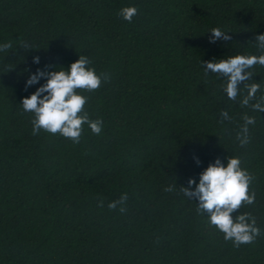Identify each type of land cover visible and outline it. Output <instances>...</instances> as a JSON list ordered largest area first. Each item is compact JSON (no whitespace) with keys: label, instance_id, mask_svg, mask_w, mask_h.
Listing matches in <instances>:
<instances>
[{"label":"trees","instance_id":"trees-1","mask_svg":"<svg viewBox=\"0 0 264 264\" xmlns=\"http://www.w3.org/2000/svg\"><path fill=\"white\" fill-rule=\"evenodd\" d=\"M124 7L138 9L131 22ZM216 27L232 39L210 43ZM259 34L264 0H0V45H12L0 51V264H264V112L241 106L242 88L230 100L200 63L264 54ZM79 55L110 76L77 89L101 134L84 124L78 144L33 135L20 104L46 80L27 79ZM251 71L258 99L264 66ZM245 114L255 124L241 147ZM228 156L254 177V203L233 215L250 213L262 233L238 248L180 190ZM124 193L126 211L109 209Z\"/></svg>","mask_w":264,"mask_h":264},{"label":"clouds","instance_id":"clouds-1","mask_svg":"<svg viewBox=\"0 0 264 264\" xmlns=\"http://www.w3.org/2000/svg\"><path fill=\"white\" fill-rule=\"evenodd\" d=\"M137 12L136 7H124L119 15L125 21L131 22ZM210 33V43L232 39L230 32L219 27L212 28ZM254 41L260 52L264 53V34L256 35ZM11 47V43L0 45V51H6ZM21 47L26 48L29 45L24 43ZM33 62L39 64V57H34ZM90 63L86 56L79 55V59L71 63L67 71H57L56 67L52 71L37 69L35 74L29 76L25 85L26 89L37 84L41 78L46 80L33 94L23 98L20 104L25 112L34 114V119L31 121L33 135L44 130L51 134L59 133L78 144L84 124L88 125L93 134H101L102 120L89 119L88 113L84 111L88 98L79 94L77 89L94 91L101 86L102 80L108 82L110 76L108 73L97 75L96 70L89 67ZM200 63L205 75L213 73L224 78L225 83L221 85V88L230 100L235 101L241 94L242 88L247 94L243 96L241 106H250L254 111L264 112V95L258 99L256 97L260 84L247 83L253 79L251 71L253 66L257 64L264 66V54L236 55L227 59H213ZM254 99H257V102L250 104ZM220 115L221 123L229 119L226 110H221ZM242 119L244 124L236 138L240 146L244 147L250 142L248 125H254L255 118L245 114ZM226 161L225 164L217 158L200 173L198 183L190 178L187 187L180 186V190L189 200L198 201L197 211L206 214L209 223L224 234V240L232 241L233 246L238 248L242 244L253 243L262 233L250 213L233 215L238 212L242 204L254 203L255 193L249 194V184L254 177L241 168V160L238 157L228 156ZM197 163H199L198 160ZM173 190L172 187L165 189L168 192ZM127 199V194L124 193L118 200L109 202L107 206L115 210L118 205H121L119 211L123 213L126 209L122 205L127 202ZM98 206L103 207L104 201L100 200Z\"/></svg>","mask_w":264,"mask_h":264}]
</instances>
